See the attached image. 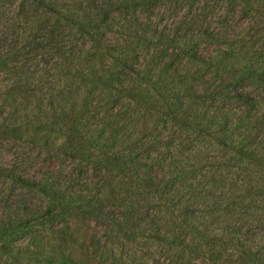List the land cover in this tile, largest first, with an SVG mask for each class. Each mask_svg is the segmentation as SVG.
<instances>
[{"label":"rangeland","instance_id":"rangeland-1","mask_svg":"<svg viewBox=\"0 0 264 264\" xmlns=\"http://www.w3.org/2000/svg\"><path fill=\"white\" fill-rule=\"evenodd\" d=\"M21 1L0 0V122L12 126L0 137V264L42 241L78 253L93 236L107 246L103 255L90 249L83 264H255L229 240H264V158L228 142L244 140L246 126L264 117V83L248 78L230 94L225 75L205 72L180 52L170 57L164 41L182 42L188 26L199 57L233 49L264 59V1L259 13L239 0L235 7L231 0H162L122 9L112 13L105 37L89 41L66 31L63 47L52 50L44 37L32 41L29 23L20 22ZM137 22L155 38H129ZM205 32L225 43L208 42ZM253 137L243 151L259 142ZM112 138L139 143L135 153L152 168H102L106 155L94 146ZM47 171L59 176L60 190L109 192L103 223L79 221L11 177L45 183ZM140 175L160 179L161 188L144 189ZM60 211L59 221L45 222ZM206 226L223 246L204 244L198 230Z\"/></svg>","mask_w":264,"mask_h":264},{"label":"trees","instance_id":"trees-1","mask_svg":"<svg viewBox=\"0 0 264 264\" xmlns=\"http://www.w3.org/2000/svg\"><path fill=\"white\" fill-rule=\"evenodd\" d=\"M161 1L162 0H104L101 2L97 1L96 4H94L92 0L88 2L86 0H61L58 3L54 0H22L18 6V10L20 13L19 17L22 18L20 22L26 20L32 29V41H37V39L44 37L45 43L43 46L52 50L53 48L63 47V39L66 35V31L72 34H79L82 38L89 41H96L97 38L101 36L105 37L104 31L112 29L110 20L113 12L121 11L122 9L141 10L148 6L156 5ZM263 1L264 0H239V3H242L244 8L249 7L250 9L255 8L256 10ZM228 4L231 7L236 6L235 1L232 0L229 1ZM50 11L53 12H51V16H49ZM257 12L259 13V8ZM246 15L249 17V12H246ZM142 25L141 22L134 24L137 30H128L127 36L129 38H138L146 42L147 35L141 32L143 30H140V26ZM185 30L189 31L190 28L187 26ZM187 31L185 33L187 35L185 36L184 34L181 37L182 42L177 41L176 37L164 41V51L168 52L170 49L173 51L170 57H174L177 55V52H180L188 57L190 61L199 64L205 72L209 73L216 71V74L222 77L225 75L224 79H220H222V82H231L229 85H232V88L227 90L230 91V94L237 92L243 80L248 78L264 83V59L260 58L261 56L252 52L244 54L243 52L229 49L221 50L220 55L213 60L199 57L196 53L199 44L193 42L192 34H188ZM43 33H45V36L42 35ZM205 37L207 41L212 44L221 45L225 43V40L220 36H215L214 32H205ZM152 38H155V36L147 39L151 41ZM161 38L159 36L155 41L161 44ZM30 42L31 41H27L25 44H29ZM11 67V69H13L14 66ZM238 97H241V94H238ZM11 127L12 126H9V124L4 125L0 122V137L5 136L8 130L12 129ZM246 127H249V132L244 140H232L228 142L229 147L250 158H264V117H261L260 122L254 125L249 124ZM251 136H254L253 141L256 140L259 142L254 144V148L243 151L242 147H247V144L251 143L249 140ZM138 146L139 143H134L133 141L129 142L112 138L105 144H96L94 148L106 155L107 162L102 160V168L105 170L113 173L118 163L122 162L132 165L134 167L132 171L135 174V171L142 167L147 169L152 168V163L146 162L145 154L135 153ZM11 175L16 183L37 187L43 196L51 203L73 210L77 215V220L82 222L91 221L98 224L103 223L102 215L105 213L110 197L109 192H106L104 189L103 193L100 192L95 195H93L91 190H88L89 192L87 191L86 193L74 190H60L57 186L59 176L52 171H47L45 173V183L35 182V184H31L30 179H21L15 174ZM138 182L140 185L143 184L144 189L150 188L159 190L161 188V180L150 175H140L138 177ZM191 186L197 190L195 185ZM192 197L195 199V195ZM9 207H12V205ZM63 215V211L50 213L45 222L47 224H52L59 221ZM6 228L14 229V231H16L15 233H18L20 227L7 224ZM198 235L204 240V244L209 247L217 248L224 245L222 237L213 234L209 226H206L204 230H198ZM229 243L235 244L234 247L237 248L242 255L252 259L255 264H264V240L252 244H249L247 241L234 243V241L229 240ZM106 246L107 245H101L98 239L93 236L90 245L86 248H81L79 252L76 253L66 250L63 244L42 241L39 244H31L30 247L20 248L17 253H12L8 256L11 258L12 264H83L82 260H84L85 257H89L90 249L93 248L94 251L100 252L103 255ZM110 258L111 255L107 257V259ZM111 262H113V260ZM176 264H186V262H184V260H178Z\"/></svg>","mask_w":264,"mask_h":264}]
</instances>
